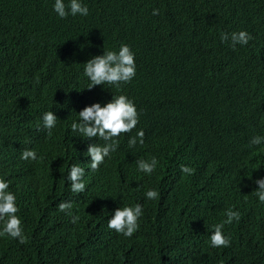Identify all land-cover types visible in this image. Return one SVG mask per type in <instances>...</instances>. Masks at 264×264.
I'll list each match as a JSON object with an SVG mask.
<instances>
[{
	"label": "trees",
	"instance_id": "obj_1",
	"mask_svg": "<svg viewBox=\"0 0 264 264\" xmlns=\"http://www.w3.org/2000/svg\"><path fill=\"white\" fill-rule=\"evenodd\" d=\"M54 2L0 0V174L18 198L28 239L20 244L1 237L17 255L0 257V264H155L159 254L163 264H169L167 254H178L175 264H264V220L259 231L235 220L225 225L231 246L213 249L186 216L187 209L195 210L218 224L230 207L241 213L240 192L264 169V144L249 147L264 131V83L259 87L260 77L219 42L244 13L236 28L252 35L246 58L259 73L264 0H82L89 14L66 19L54 12ZM121 43L135 53L136 75L122 91L105 84L98 99L103 105L113 92L135 96L142 127L122 134L117 150L93 172L87 145L103 141L85 140L71 131V123L102 89H86L84 64L104 49L118 51ZM156 98L163 106L180 104L201 114L207 134L185 133L190 120L173 124ZM47 111L58 118L51 136L40 128ZM249 111L255 115L245 131L239 119ZM141 129L144 144L129 147L130 136ZM51 147L69 161L59 160ZM26 148H40L43 159L21 160ZM152 156L158 159L154 173L139 172L136 161ZM74 163L85 169L86 184L84 200L72 208L76 223L67 213L53 214L66 187V169ZM182 165L194 174L182 173ZM132 181L164 188L148 202L139 230L126 238L107 222L117 207L132 202ZM172 225L185 230L180 248L164 232Z\"/></svg>",
	"mask_w": 264,
	"mask_h": 264
},
{
	"label": "clouds",
	"instance_id": "obj_2",
	"mask_svg": "<svg viewBox=\"0 0 264 264\" xmlns=\"http://www.w3.org/2000/svg\"><path fill=\"white\" fill-rule=\"evenodd\" d=\"M52 1V0H51ZM55 1V2H54ZM115 1V0H113ZM53 10L61 19H66L69 15L87 16L89 9L82 0H53ZM158 9L153 10V15H157ZM245 14H239L231 26L230 33H221L219 41L227 46L230 52L242 62H246L250 68V74L259 79V87L264 83V65L261 66L259 73L255 70L253 63L246 56L250 53L251 47H247L248 43L253 39L252 35L246 30L236 28V25L242 22ZM117 50H105L102 55H95L90 58L84 65L85 82L89 79L90 84L86 88L91 90L95 86L102 85L100 93L93 99V103L85 106L78 113V121L74 120L71 123V131L78 133L85 140H100L103 143H89L87 145L86 154L91 157L90 170L98 171L100 165L104 163L106 157H110L111 153L115 152L119 147V137L122 134H130L137 125L142 127L140 120V106L136 100L130 95V98L125 94L115 95L112 93V99L103 105L102 99H98L105 91V84L115 86L121 90V85L130 83L136 75L135 53L126 43L119 44ZM244 60V61H243ZM122 91V90H121ZM128 93V90H123ZM158 108H167L163 112L166 119H171L173 124H176L182 118H187L191 122V127L185 130L196 136L194 131L202 129L205 134L208 132V125L201 114H190L180 104L161 105L156 98ZM255 111L243 113L239 119V125L245 131L248 123L251 121ZM57 116L52 111H47L41 118L40 128L47 130L51 136V130L56 126ZM145 133L141 129L136 131L134 136H130L128 146L134 147L137 143L144 144ZM264 144V131L261 136H253L249 142V147L259 146ZM53 153L61 161H69V159L57 147H51ZM41 149H25L20 155L21 160L37 161L43 159L40 157ZM158 159L152 156L150 159H138L136 161L137 170L139 172L151 175L156 170ZM16 172L21 169V162H15ZM127 168V166H126ZM181 171L187 175H193L195 169L189 166H181ZM130 170L128 175H132ZM11 170L6 172V177H9ZM85 169L79 164L69 165L65 173L66 187L62 193V199L56 205L53 214L61 216L67 213L72 216V223L79 220L78 216L72 215V208L81 204L85 197ZM11 182L0 174V238L8 237V240H17L20 244L28 243L27 236L23 228V220L20 214L18 198L10 189ZM149 184H141L140 181H132L129 183V196L131 203L124 207H117L108 219L107 226L110 230H114L117 234L123 235L126 238H131L136 231L139 230V219L143 212L146 211L147 204L150 200L158 199L160 193L158 189L164 188L157 186L156 189H146ZM151 186V185H150ZM239 204L241 213L233 210L230 207L224 213L225 217L221 223L214 224L212 217L208 214L187 209L186 216L192 222L195 229L202 232L203 237L213 249L231 246V236L224 232L225 225H230L232 222L240 221L241 225L249 231L251 226H256L260 230L264 216V169L255 175L251 182L243 188L239 195ZM172 241L180 248L183 238H185V230L177 226H171L164 231ZM17 255L12 250V246L8 245L0 239V257L13 258ZM177 255L167 254L169 264H175ZM155 258L159 262L155 264H163V255L159 254Z\"/></svg>",
	"mask_w": 264,
	"mask_h": 264
},
{
	"label": "bare ground",
	"instance_id": "obj_3",
	"mask_svg": "<svg viewBox=\"0 0 264 264\" xmlns=\"http://www.w3.org/2000/svg\"><path fill=\"white\" fill-rule=\"evenodd\" d=\"M119 92H120V91H119ZM0 93H2V92H0ZM113 93H114V92H113ZM115 94H116V93H115ZM130 94H132V93H130ZM128 95H129V94H128ZM132 95H134V94H132ZM136 96H138V95H136ZM133 97H135V96H133ZM142 97H143V96H141V98H140V97H139V98L142 99Z\"/></svg>",
	"mask_w": 264,
	"mask_h": 264
},
{
	"label": "rangeland",
	"instance_id": "obj_4",
	"mask_svg": "<svg viewBox=\"0 0 264 264\" xmlns=\"http://www.w3.org/2000/svg\"><path fill=\"white\" fill-rule=\"evenodd\" d=\"M155 262H159V259L158 258H155Z\"/></svg>",
	"mask_w": 264,
	"mask_h": 264
}]
</instances>
